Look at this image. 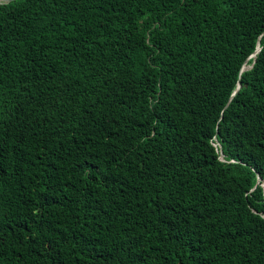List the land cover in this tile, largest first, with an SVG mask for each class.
Here are the masks:
<instances>
[{"label": "trees", "instance_id": "16d2710c", "mask_svg": "<svg viewBox=\"0 0 264 264\" xmlns=\"http://www.w3.org/2000/svg\"><path fill=\"white\" fill-rule=\"evenodd\" d=\"M263 183L264 0L0 2V264H264Z\"/></svg>", "mask_w": 264, "mask_h": 264}, {"label": "water", "instance_id": "95a60500", "mask_svg": "<svg viewBox=\"0 0 264 264\" xmlns=\"http://www.w3.org/2000/svg\"><path fill=\"white\" fill-rule=\"evenodd\" d=\"M8 1H10V0H3V1H0V2H8ZM259 50H260V46L257 45L255 51H254L250 56H254V55L256 54V52H258ZM246 61H247V58L245 59V61H244V63H243V66L241 67V70H243L244 68L247 67ZM239 87H240V83L238 82L237 87H236V89L233 91L232 95H234V94L236 93V91L238 90ZM258 178H260V177L258 176ZM262 185L264 186V183H263Z\"/></svg>", "mask_w": 264, "mask_h": 264}, {"label": "bare ground", "instance_id": "6f19581e", "mask_svg": "<svg viewBox=\"0 0 264 264\" xmlns=\"http://www.w3.org/2000/svg\"><path fill=\"white\" fill-rule=\"evenodd\" d=\"M0 1H3V0H0Z\"/></svg>", "mask_w": 264, "mask_h": 264}]
</instances>
